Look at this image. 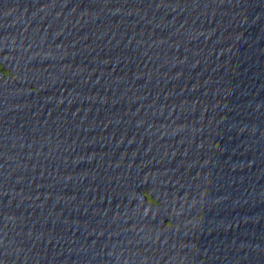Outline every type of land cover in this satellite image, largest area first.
Returning a JSON list of instances; mask_svg holds the SVG:
<instances>
[{"label":"water","instance_id":"water-1","mask_svg":"<svg viewBox=\"0 0 264 264\" xmlns=\"http://www.w3.org/2000/svg\"><path fill=\"white\" fill-rule=\"evenodd\" d=\"M0 264H264V0H0Z\"/></svg>","mask_w":264,"mask_h":264}]
</instances>
